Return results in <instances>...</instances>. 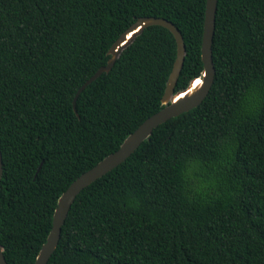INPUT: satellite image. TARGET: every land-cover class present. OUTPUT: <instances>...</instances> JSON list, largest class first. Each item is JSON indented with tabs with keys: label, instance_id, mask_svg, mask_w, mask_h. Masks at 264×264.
Masks as SVG:
<instances>
[{
	"label": "trees",
	"instance_id": "obj_1",
	"mask_svg": "<svg viewBox=\"0 0 264 264\" xmlns=\"http://www.w3.org/2000/svg\"><path fill=\"white\" fill-rule=\"evenodd\" d=\"M205 3L0 0V243L8 264L35 263L59 196L164 106L174 36L146 27L74 109L78 88L106 65L123 32L151 16L183 37L174 93L193 79L194 90ZM211 49L205 99L80 191L47 264H264V0H218ZM250 93L255 102L245 104Z\"/></svg>",
	"mask_w": 264,
	"mask_h": 264
},
{
	"label": "water",
	"instance_id": "obj_2",
	"mask_svg": "<svg viewBox=\"0 0 264 264\" xmlns=\"http://www.w3.org/2000/svg\"><path fill=\"white\" fill-rule=\"evenodd\" d=\"M217 1L218 0H206L205 3V15L201 41V61L203 63V71L200 77H196L199 78L201 82L193 91L188 92V89L194 79L190 82L186 89L174 93L178 76L183 67L186 51L180 31L168 20L151 16L138 18L125 32H123V34H121V36L110 47L108 51L110 57L107 60L106 65L99 67L97 71L78 88L73 99L74 109L75 101L80 92L101 73L108 72L121 51L127 47L146 27L150 25L163 26L174 36L176 41V57L161 99L164 106L148 116L123 140L118 149L109 153L90 169L80 174L59 196L53 213L51 229L47 235L46 241L41 246L37 254L34 264L48 263L49 258L54 253L58 244L61 228L68 215L69 209L81 190L125 161L140 146V144L151 135L152 131L158 125L164 123L172 117L180 115L183 112L189 111L190 109L198 106L205 99L209 93L215 76L211 47L215 30ZM2 173V153L0 150V180ZM0 264H8L3 255V247L1 243Z\"/></svg>",
	"mask_w": 264,
	"mask_h": 264
},
{
	"label": "clouds",
	"instance_id": "obj_3",
	"mask_svg": "<svg viewBox=\"0 0 264 264\" xmlns=\"http://www.w3.org/2000/svg\"><path fill=\"white\" fill-rule=\"evenodd\" d=\"M254 102H255V94L254 93L248 94L245 98V104H252Z\"/></svg>",
	"mask_w": 264,
	"mask_h": 264
},
{
	"label": "bare ground",
	"instance_id": "obj_4",
	"mask_svg": "<svg viewBox=\"0 0 264 264\" xmlns=\"http://www.w3.org/2000/svg\"><path fill=\"white\" fill-rule=\"evenodd\" d=\"M193 84H191L190 88L188 89V92L193 91Z\"/></svg>",
	"mask_w": 264,
	"mask_h": 264
}]
</instances>
